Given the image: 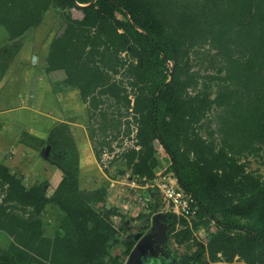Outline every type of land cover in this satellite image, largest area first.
<instances>
[{"label": "trees", "instance_id": "16d2710c", "mask_svg": "<svg viewBox=\"0 0 264 264\" xmlns=\"http://www.w3.org/2000/svg\"><path fill=\"white\" fill-rule=\"evenodd\" d=\"M50 9L59 11L64 26L50 44L45 71H62L64 86L102 113L95 125L99 133L113 122L100 110L99 96L117 98L120 88L112 75L125 63L119 55L134 60L126 73L135 89L131 110L139 149L124 154L126 169L152 178L159 164L153 142H159L169 157L167 171L194 200L193 228H215L193 260L206 254L212 263L264 264V172H247L239 162L244 154L264 151V0H0V28L9 43L16 42L38 28ZM72 9L80 19L65 14ZM205 41L236 84L233 103L216 117L218 142L215 131L204 137L199 127L213 105L224 104V95L210 99L187 91L194 83L189 50ZM16 47L20 43L0 50V79ZM46 144L47 162L62 175L50 194L47 182L26 186L23 176L0 164V186H6L0 232L10 239L0 248V264H123L134 235L114 230L111 218L119 213L106 206L104 187L81 188L79 151L68 126L51 128ZM48 207L59 218L52 237L44 236L41 221ZM168 217L172 233L174 216ZM189 235L181 230L175 236ZM115 246L123 247L120 256H112Z\"/></svg>", "mask_w": 264, "mask_h": 264}, {"label": "rangeland", "instance_id": "374dc122", "mask_svg": "<svg viewBox=\"0 0 264 264\" xmlns=\"http://www.w3.org/2000/svg\"><path fill=\"white\" fill-rule=\"evenodd\" d=\"M59 11H54L50 9V11L45 15L43 22L39 25L36 30H31L23 38L17 40V43H20V48H17V51H14V56L11 60H7V65L9 66L10 62H32L34 65L45 58V54H48V50L50 48V44L52 40L58 36L63 30V23L59 18ZM65 14H70L74 19H80L81 14L77 10H70L65 12ZM120 18V16H117ZM28 36V37H27ZM36 40V41H35ZM42 41V43H40ZM16 42L9 43L6 32L0 28V50L7 47L9 50L17 44ZM32 43L40 50L38 52H34L30 48L32 47ZM41 45V47H39ZM28 47L26 51H23V47ZM235 57H241V53H234ZM119 58L124 63V67L118 68V74L112 75V79L114 82H118L120 90H118L117 98L113 97L110 94L99 96L102 104L100 106V110L105 112L108 116L110 121H113L111 126L108 128V131L105 133H99L95 128L96 123L99 121V115L102 113L100 111H93L92 108L85 103V108H75L74 112L77 110H82L79 113H76L77 118L74 120V135L85 136L83 131L87 134L89 140V146L93 150L92 153L95 157V163H92L90 168L88 166L85 167L86 173L92 176V185H87L88 181L85 182L83 178H87L86 175H82L81 173V188H89L88 191L94 190L98 187H104L107 191L106 186L110 188H117V191H121L123 193L124 201L123 202H115L113 198L112 203H107L106 199V206L109 208H115L118 211V215L116 214L111 218L114 230L117 232L119 231L120 234L123 235H134L139 234V240L142 239L145 235H147L151 231L152 227V217L155 214H162L169 219H173L169 212H163L162 208L154 209L153 205L147 202V206L138 207L137 209L134 206V202L132 197L136 196V192L130 190L125 184H118L117 186L115 183H112L114 180L115 182H119L121 179L123 180L124 175L126 173H130L129 170L126 169L125 161H124V154L129 152L132 149V136L134 128L138 127L136 116L133 114L131 108L133 106V100L135 97V89H132L130 83L131 79L127 78L126 69L128 64L134 63V60H131L126 56V54L121 53ZM187 59L191 65V69L189 70L190 76H192L194 83L192 87L188 88L189 95H195L197 93L204 94L208 93L210 99H215L219 95H224L223 98V105L215 106L213 105L212 109L206 114V116L201 120L199 127V132L204 136L207 137L206 134L209 131H215L214 138L216 142L220 139V135L217 131V122L216 117L221 114L226 107L227 102L233 103L237 94H233L236 88V84L234 81L227 79L228 71L226 67V62L224 59L218 55L217 50L209 43V41H205L204 43L197 44L193 46L189 50V54ZM3 61L0 60V65ZM25 64V63H24ZM172 67V63H170ZM14 69L10 70L13 71ZM8 70L5 71V73ZM66 89V88H65ZM98 96V94H97ZM124 97L127 98L130 102V105L126 107ZM76 110V111H75ZM82 115V117H81ZM81 117V118H80ZM70 121V122H71ZM65 124L64 122H60L57 125ZM66 125V124H65ZM68 126V125H67ZM78 127V128H77ZM85 128V130H84ZM96 129L93 132L92 139L90 140L89 133L91 130ZM68 132L72 139L74 140L76 146L79 144L80 140L77 141L74 139L70 128L68 127ZM115 146L114 148H112ZM118 150V153L114 154V158L112 159L109 168L107 170L101 168L100 158L104 152H108V155ZM154 157H156L157 162L162 164L160 167H157L159 170L163 169L166 166V159L164 156H161L157 146L154 148ZM81 153H84L83 151ZM80 153V154H81ZM49 155V154H48ZM158 157H163L158 159ZM43 157V149L39 152V159H44ZM48 158V156H47ZM45 158V159H47ZM239 162L246 163V170L247 172L254 173L255 175L262 174L264 172V151L263 149H259L251 154H244L240 156ZM83 169V168H82ZM12 173V172H11ZM80 173V171H79ZM13 174V173H12ZM85 174V173H84ZM18 176H22L21 174H17ZM123 176V177H122ZM112 180H109V179ZM84 180V184L83 181ZM113 184V185H112ZM112 189V194L113 190ZM6 194V186H0V204L3 197ZM108 196V191H107ZM152 197L151 191L148 193L144 192V198ZM120 199V200H121ZM136 200V199H135ZM129 201V204H126ZM124 206V207H122ZM49 208V207H48ZM14 213V212H13ZM16 215L22 217L23 214L17 211L15 212ZM140 216H143L140 218ZM174 219H176L174 217ZM41 221L43 222V233L44 236H51L55 226L57 225L59 218L58 215L55 213H51L50 210H47L44 214L41 215ZM122 229V231H120ZM182 226L180 225L178 229L172 233L167 234L166 241L164 244V251L162 257H152L147 254L141 257L140 264H203L207 262L209 264H221V262H209V258L206 254H204L200 261L193 260L192 255L197 251L198 246H203L206 243L208 233L214 232L215 228L210 226L209 232L205 231L202 226L194 229H191L190 235L187 237H178L176 238V234L181 232ZM154 233V229H153ZM123 235H121L123 237ZM156 238V239H155ZM154 239L157 243V236ZM152 240L151 244L155 240ZM10 239L2 232H0V248L5 249L9 244ZM136 242H134L135 245ZM134 247V246H133ZM152 247L148 249L151 250ZM123 251L122 246H115L113 247L111 253L112 256H117L121 254ZM128 256V255H127ZM127 256L123 257L124 263L127 261Z\"/></svg>", "mask_w": 264, "mask_h": 264}, {"label": "crops", "instance_id": "0c3cea01", "mask_svg": "<svg viewBox=\"0 0 264 264\" xmlns=\"http://www.w3.org/2000/svg\"><path fill=\"white\" fill-rule=\"evenodd\" d=\"M23 48V51L28 49L25 46ZM30 49L34 52L40 50L33 43ZM46 56L47 53L45 58ZM45 58L38 61L36 65L32 62L30 64L10 62L6 69L8 71L4 72L0 79V164L6 166L14 174H21L26 186L47 182L48 194H50L58 185L62 175L45 158L39 159V152L47 145L49 131L58 123L64 122L71 132L74 131L76 113L80 114L82 111L74 112V109L76 107L82 109L86 106L81 101L78 91L64 86L65 75L62 71L50 73L45 71ZM12 69L14 70L10 71ZM73 118L74 120L71 121ZM82 133L85 136L74 135L72 132L76 143L80 140L77 145L80 159L79 179L81 183L82 173L87 177L83 178L85 182L88 181L87 185H92L94 178L92 179V176L86 173L85 167L88 166L89 169L91 164L95 163V157L89 146L87 134L84 131ZM82 151L84 153H81ZM165 159L164 168L167 169L170 161L168 158ZM161 165L159 163L158 167ZM84 180H82L83 184ZM112 183L116 186L119 184L114 180ZM106 188L107 203H112L113 198L118 199L115 202H126L124 198L121 199L124 194L117 191V188L109 186ZM82 189L88 190L89 188L82 187ZM112 189H114L113 194ZM145 193H148V190ZM47 210H50L52 214L55 211L53 208Z\"/></svg>", "mask_w": 264, "mask_h": 264}, {"label": "built area", "instance_id": "2783aa9c", "mask_svg": "<svg viewBox=\"0 0 264 264\" xmlns=\"http://www.w3.org/2000/svg\"><path fill=\"white\" fill-rule=\"evenodd\" d=\"M136 132L137 127L133 130L132 142L134 145L131 146L133 150L139 149L136 145ZM155 146L161 150L159 151L161 156L169 159L168 155L156 140L153 142V148H155ZM114 147L115 146L112 148ZM115 153H118V150H115V152L110 155H108V152H104L101 155L100 163L102 169L106 170L109 168ZM161 158L163 157H158V159ZM168 165H170V163ZM118 183L120 185L125 184L130 190L136 192V196L132 197L133 201H135L134 206L136 209L142 206L146 207L149 201L154 209H156L158 205V208H162L163 212H169L176 218L174 219L175 230L181 225L182 230L191 232L197 210L194 200L191 195L185 193L178 186L174 176L168 172L166 168L160 170L156 168L152 178H139L126 173L123 180L121 179ZM146 190L151 191L152 197L144 198V192ZM126 204H129V201Z\"/></svg>", "mask_w": 264, "mask_h": 264}, {"label": "water", "instance_id": "95a60500", "mask_svg": "<svg viewBox=\"0 0 264 264\" xmlns=\"http://www.w3.org/2000/svg\"><path fill=\"white\" fill-rule=\"evenodd\" d=\"M91 3H93V1ZM49 150L50 147L48 145H45L43 149V157L47 158L49 154ZM151 220L153 224L151 227V231L147 235H145L140 240H139V234L136 233L134 235L133 241L136 243L132 248V250L129 252L125 264H140V259L145 254L149 256H156V253L153 252V249L148 251V247L150 248L151 242L156 237V235L157 236L160 235L164 239L167 237L166 234L169 229V223H168V219L162 214H155ZM153 229H154V233H153ZM163 240H159V242H162Z\"/></svg>", "mask_w": 264, "mask_h": 264}, {"label": "flooded vegetation", "instance_id": "af4514ba", "mask_svg": "<svg viewBox=\"0 0 264 264\" xmlns=\"http://www.w3.org/2000/svg\"><path fill=\"white\" fill-rule=\"evenodd\" d=\"M157 238H158L157 240H163L164 239L160 235L157 236ZM163 241H166V238ZM164 244H165V242H163V243L162 242L157 243L156 240L153 242V244H151L150 247H152L153 252L156 253V256H152V257H162L161 254H163V251H164ZM148 249H149V247H148Z\"/></svg>", "mask_w": 264, "mask_h": 264}, {"label": "clouds", "instance_id": "9594fccd", "mask_svg": "<svg viewBox=\"0 0 264 264\" xmlns=\"http://www.w3.org/2000/svg\"><path fill=\"white\" fill-rule=\"evenodd\" d=\"M157 141V140H156ZM158 142V141H157ZM128 257V256H127Z\"/></svg>", "mask_w": 264, "mask_h": 264}]
</instances>
